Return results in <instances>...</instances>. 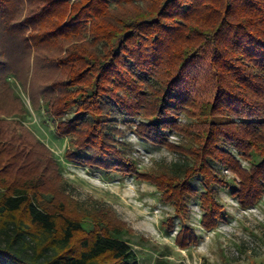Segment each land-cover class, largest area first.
Here are the masks:
<instances>
[{
    "label": "trees",
    "instance_id": "1",
    "mask_svg": "<svg viewBox=\"0 0 264 264\" xmlns=\"http://www.w3.org/2000/svg\"><path fill=\"white\" fill-rule=\"evenodd\" d=\"M11 79L58 121L70 161L144 180L186 218L197 199L208 232L228 215L221 190L245 209L264 198V0H0V264H139L125 222L65 195ZM119 122L187 159L182 174L140 172Z\"/></svg>",
    "mask_w": 264,
    "mask_h": 264
},
{
    "label": "rangeland",
    "instance_id": "2",
    "mask_svg": "<svg viewBox=\"0 0 264 264\" xmlns=\"http://www.w3.org/2000/svg\"><path fill=\"white\" fill-rule=\"evenodd\" d=\"M11 81L15 83L14 79ZM15 84L29 110L22 118L24 126L62 165L65 195L83 211L108 209L125 222L133 233L123 239L137 255L139 264H156L160 260L169 264H264V198L255 207L245 209L232 194L234 186L231 190H221L219 201L228 215L216 229L208 232L202 227L203 212L197 199L190 202L186 218L163 202L157 188L144 180L121 173H105L70 161L66 157L69 139L58 134V121L44 109L34 110L29 94ZM180 121L185 122L186 118L182 116ZM119 128L126 133L123 140L134 148L140 172L172 170L181 175L184 166L189 164L179 154L139 138L134 125L119 122ZM179 137L181 144L183 137ZM243 165L250 167L245 161ZM224 174L228 180L235 178L230 171ZM192 184L202 191L200 177ZM185 226L192 227L199 238L188 249L176 243L178 232Z\"/></svg>",
    "mask_w": 264,
    "mask_h": 264
},
{
    "label": "built area",
    "instance_id": "3",
    "mask_svg": "<svg viewBox=\"0 0 264 264\" xmlns=\"http://www.w3.org/2000/svg\"><path fill=\"white\" fill-rule=\"evenodd\" d=\"M168 139L171 143L179 144L180 143V137L179 134L172 132L168 134Z\"/></svg>",
    "mask_w": 264,
    "mask_h": 264
}]
</instances>
